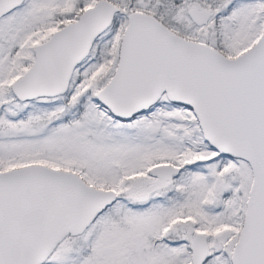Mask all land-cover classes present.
Segmentation results:
<instances>
[{"label":"snow or ice","instance_id":"snow-or-ice-1","mask_svg":"<svg viewBox=\"0 0 264 264\" xmlns=\"http://www.w3.org/2000/svg\"><path fill=\"white\" fill-rule=\"evenodd\" d=\"M0 264H264V0H0Z\"/></svg>","mask_w":264,"mask_h":264}]
</instances>
